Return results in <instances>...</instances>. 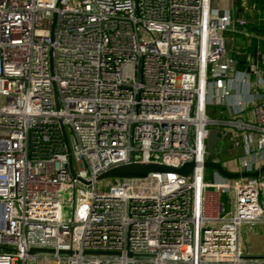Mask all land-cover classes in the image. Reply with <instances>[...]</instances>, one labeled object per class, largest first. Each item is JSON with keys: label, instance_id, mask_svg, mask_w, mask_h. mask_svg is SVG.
<instances>
[{"label": "built area", "instance_id": "2783aa9c", "mask_svg": "<svg viewBox=\"0 0 264 264\" xmlns=\"http://www.w3.org/2000/svg\"><path fill=\"white\" fill-rule=\"evenodd\" d=\"M237 1L0 0V264H264L239 240L264 182L203 167L264 155V57L225 48L250 36ZM129 163L193 168L97 190Z\"/></svg>", "mask_w": 264, "mask_h": 264}, {"label": "water", "instance_id": "95a60500", "mask_svg": "<svg viewBox=\"0 0 264 264\" xmlns=\"http://www.w3.org/2000/svg\"><path fill=\"white\" fill-rule=\"evenodd\" d=\"M219 141L216 133L211 129L207 133L206 138V150L208 154H213V147L216 145V143ZM67 167L68 171L70 173V176L72 179H75L76 176L73 172L71 161L68 157L67 160ZM203 167L205 169H211L216 171L221 177L227 180H232L236 178H258L262 173H264V165L260 166L257 170L252 172H242V173H229L226 171L219 163H212L209 161H206L203 163ZM193 168V164L191 163H185L178 169H172L163 165H157V164H141V163H129L124 165H119L116 167H113L111 169H108L107 171L101 173L95 178V182L99 180H118V179H129V178H143L149 173H175L178 176H185L187 173H189ZM85 185H88L89 183L83 182ZM34 252H43L40 250H29V254H32ZM48 252V251H47ZM50 252V251H49ZM62 253V252H61ZM67 254H70V251L67 252Z\"/></svg>", "mask_w": 264, "mask_h": 264}, {"label": "trees", "instance_id": "16d2710c", "mask_svg": "<svg viewBox=\"0 0 264 264\" xmlns=\"http://www.w3.org/2000/svg\"><path fill=\"white\" fill-rule=\"evenodd\" d=\"M238 4L239 2H236V9L238 7ZM263 4H264V0L247 1V6H249L253 10H258V11L261 8V6H263ZM245 27L247 29V32L250 34V36H248V38L245 39L242 38L235 39L236 35L231 34L229 32H225L223 34L225 38V48L227 49V51L238 49L250 53L256 50L259 53V55L264 57V23L249 20L246 22ZM206 113L210 118H219V119L225 118V113L223 112L222 108L219 106L212 105L210 107H207ZM228 160H229L228 157H222L220 162H225Z\"/></svg>", "mask_w": 264, "mask_h": 264}, {"label": "crops", "instance_id": "0c3cea01", "mask_svg": "<svg viewBox=\"0 0 264 264\" xmlns=\"http://www.w3.org/2000/svg\"><path fill=\"white\" fill-rule=\"evenodd\" d=\"M234 50L228 52L232 53ZM228 158L229 160L224 162V166L227 167V164H231V168L233 166L231 158L230 156ZM262 165H264V155L262 160L257 164L258 167ZM259 178L264 182V173H262ZM239 240L243 248L249 253L264 254V225L242 226L239 231Z\"/></svg>", "mask_w": 264, "mask_h": 264}, {"label": "rangeland", "instance_id": "374dc122", "mask_svg": "<svg viewBox=\"0 0 264 264\" xmlns=\"http://www.w3.org/2000/svg\"><path fill=\"white\" fill-rule=\"evenodd\" d=\"M247 1L249 0H246V6H247ZM238 2V1H237ZM212 6L215 7V8H220L222 6H224V3L223 2H217V1H213L212 2ZM238 13L237 15H242L243 17H246L245 20L246 22L247 21H256V22H262L264 23V6H261V8L258 10H253L251 9L249 6H247V10L244 12L243 11V7H242V11H241V7L240 5L238 4ZM248 19V20H247ZM244 31H247L246 27H244ZM231 166V164H227V167L229 168ZM112 183V180H108V179H104V180H99L96 182V188L97 190L99 191H102L103 189L106 188V186L110 185ZM59 197L61 199V208H62V212H63V215L65 217H68L69 214H70V203H69V193L68 191L66 190H63L59 193ZM32 263V261H29Z\"/></svg>", "mask_w": 264, "mask_h": 264}]
</instances>
